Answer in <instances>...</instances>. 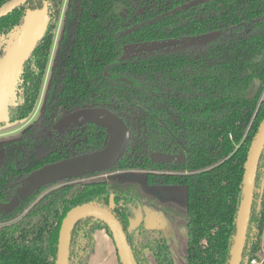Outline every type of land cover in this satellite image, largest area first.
Here are the masks:
<instances>
[{"label":"trees","instance_id":"1","mask_svg":"<svg viewBox=\"0 0 264 264\" xmlns=\"http://www.w3.org/2000/svg\"><path fill=\"white\" fill-rule=\"evenodd\" d=\"M64 1L29 0L0 19L1 59L25 12L47 7L48 27L23 67L10 122L28 120L38 105ZM60 29L38 122L19 140L0 144V202H8L30 172L106 145L108 132L96 123L56 131L68 113L109 110L124 120L130 143L105 172L43 186L11 213L0 212V223L10 221L0 227V264H54L62 220L87 203L116 215L137 264H174L162 228L143 222L136 241L126 230L133 216L129 206L144 210L153 205L150 196L167 198L175 188L185 197V264H227L244 165L264 119V0H67ZM158 44L163 46L150 50ZM253 79L261 87L250 100ZM179 151L182 164L150 161L152 152ZM130 171L141 172L127 181L118 175L93 178ZM263 173L264 149L241 264L264 261V190L258 211L256 206ZM97 230L112 240L99 219L75 225L69 264H89Z\"/></svg>","mask_w":264,"mask_h":264},{"label":"water","instance_id":"2","mask_svg":"<svg viewBox=\"0 0 264 264\" xmlns=\"http://www.w3.org/2000/svg\"><path fill=\"white\" fill-rule=\"evenodd\" d=\"M28 1L9 0L5 2L0 6V19ZM191 5L193 2L189 4V6ZM47 27L48 12L46 5L40 12L27 10L17 36L0 59V124L9 120V109L23 67L44 36ZM162 46V44L155 45L151 49H160ZM260 87V80L253 79L247 90L246 98L254 99ZM83 122H92L104 127L108 132L106 145L99 151L67 158L43 166L28 174L24 178L23 184L16 190L13 198L8 203H0L1 212L13 211L21 201L26 200L45 185L106 171L114 167L123 158L130 142V133L123 119L109 110L103 108L79 109L64 116L54 128L59 131L70 125ZM263 149L264 119L251 143L244 165L241 199L227 264H241L243 260ZM150 161L152 163L182 164L185 157L181 151L177 155L153 152L150 154ZM2 166L3 156L0 151V170ZM263 190L264 173L259 185V195L256 202L257 211L260 209ZM132 212L134 217L128 220V230L136 229L143 222L140 206L137 209H132ZM86 218L99 219L108 227L121 264H137L120 221L109 208L97 203L83 204L67 212L59 230L54 264H69L73 229L80 220Z\"/></svg>","mask_w":264,"mask_h":264},{"label":"rangeland","instance_id":"3","mask_svg":"<svg viewBox=\"0 0 264 264\" xmlns=\"http://www.w3.org/2000/svg\"><path fill=\"white\" fill-rule=\"evenodd\" d=\"M195 3H193L194 5ZM191 5V6H193ZM64 10H62L63 12ZM61 20V18H60ZM61 22L59 21L57 30L55 32L54 43L52 46V52L50 60L54 58L55 54V44L57 43L60 37V27ZM208 37V36H207ZM207 37H201L202 40ZM196 39H189V42H194ZM54 54V55H53ZM50 62V64H51ZM49 69V68H48ZM45 88V86H44ZM44 95V91H42V96L40 99L39 106L42 102V98ZM39 115V108L35 110L34 114L27 121L22 123H10L4 122L0 124V144L6 143L10 141H15L20 138L22 134V129L25 126L30 125L34 120H37ZM132 172H141V171H130V173H117L118 176L123 178L125 181L132 177ZM116 174H103L96 175L93 178H106L108 176H115ZM182 188H175L174 192H170L167 198H162V193L158 196V199L150 196L152 200V206L145 208L144 211V224L147 227H160L162 228L169 240V244L171 246L172 255L174 264H185V256H186V239H187V230H186V220L184 215V205H185V197L184 190Z\"/></svg>","mask_w":264,"mask_h":264},{"label":"crops","instance_id":"4","mask_svg":"<svg viewBox=\"0 0 264 264\" xmlns=\"http://www.w3.org/2000/svg\"><path fill=\"white\" fill-rule=\"evenodd\" d=\"M260 98L264 100V89ZM261 248L264 253V231L261 239ZM89 264H119L115 246L104 230L95 232V247ZM255 264H262V262L255 261Z\"/></svg>","mask_w":264,"mask_h":264},{"label":"flooded vegetation","instance_id":"5","mask_svg":"<svg viewBox=\"0 0 264 264\" xmlns=\"http://www.w3.org/2000/svg\"><path fill=\"white\" fill-rule=\"evenodd\" d=\"M66 3H67V0L64 1V4H63V8H62V10H65V8H66ZM63 13H64V11L62 12L61 19H62V17H63ZM60 22H61V20H60ZM60 24H61V23H60ZM59 32H60V31H59ZM57 42H58V41H57ZM53 43H54V42H53ZM158 45H160V44H158ZM162 45H163V44H162ZM154 46H155V45H154ZM154 46H152V47H154ZM152 47H151V48H152ZM54 48H55V51H53V53L55 54V52H56V48H57V43L55 44V47H54ZM151 48H150V50L153 51ZM51 52H52V51H51ZM54 54H53V55H54ZM50 57H52V56L50 55ZM54 59H55V56H54V58L52 59V62H51V60L49 59V63H48L47 69H46V73H45V78H44V82H43L42 90H41V93H40V98H39V101H38V105H37V107H36V109H35V110H37V109L39 108V115H38L37 120H34L31 124H33V123H35V122L37 123L38 120H39V118H40V115H41V108H42V103H43V99H44L45 94H46V89H47V85H48V82H49V79H50V74H51L52 65L54 64ZM50 62H51V64H50ZM48 68H49V69H48ZM44 86H45V88H44ZM42 91H44V95H43V98H42V102H41V104H40V106H39L40 99H41V96H42ZM88 108H90V107H88ZM82 109H83V108H82ZM75 111H76V110H75ZM34 112H35V111H34ZM33 114H34V113H33ZM68 114H70V113H68ZM68 114H66V115H68ZM66 115H65V116H66ZM115 115H116V114H115ZM63 117H64V116H63ZM63 117H62V118H63ZM118 117H119V116H118ZM30 118H31V117H30ZM30 118H29V119H30ZM62 118H61V119H62ZM29 119H28V120H29ZM61 119H60V120H61ZM60 120H59V121H60ZM26 121H27V120H26ZM59 121H58V122H59ZM123 121H124V120H123ZM8 122H9V124H10V123H13V122H10V120H8ZM58 122H57V123H58ZM20 123H22V122H20ZM57 123L54 125V127L57 125ZM124 123H125V122H124ZM31 124H30V125H31ZM78 124H79V123H78ZM30 125L25 126V127L22 129V131H21L22 134H23V131H24L27 127H29ZM127 128H128V127H127ZM54 129H55V128H54ZM63 129H64V128H63ZM55 130H56V129H55ZM61 130H62V129H61ZM128 130H129V129H128ZM56 131H58V130H56ZM59 131H60V130H59ZM129 133H130V132H129ZM22 134H21V136H22ZM21 136H20V138H21ZM20 138H19V139H20ZM19 139H18V140H19ZM129 143H130V142H129ZM1 144H2V143H1ZM0 151H1V150H0ZM126 151H127V150H126ZM1 152H2V151H1ZM179 152H180V151H179ZM179 152H178V153H179ZM181 152H182V151H181ZM152 153H153V152H152ZM158 153H159V152H158ZM182 153H183V152H182ZM125 154H126V153H125ZM150 154H151V153H150ZM170 155H171V154H170ZM175 155H177V154H175ZM2 156H3V154H2ZM124 156H125V155H124ZM124 156H123V157H124ZM70 158H71V157H70ZM34 171H35V170H34ZM103 172H105V171H103ZM30 173H32V172H30ZM30 173H29V174H30ZM117 173H121V172H116V173L113 172V173H109V174H116V175H118ZM126 173H130V172H126ZM132 173H137V172H132ZM124 174H125V173H124ZM27 175H28V174H27ZM27 175H26V176H27ZM90 175H91V174H90ZM104 175H105V174H104ZM116 175H115V176H116ZM26 176H25V177H26ZM86 176H88V175H86ZM25 177H24V178H25ZM82 177H85V176H82ZM24 178L21 180L20 185L18 186V188L23 184V180H24ZM79 178H80V177H79ZM75 179H77V178H75ZM70 180H73V179H70ZM70 180H68V181H70ZM65 181H67V180H65ZM60 183L63 184L64 181H60V182H56V183H52L53 185H52V184H49V185H52L49 189L59 187V186L61 185ZM45 186H46V185H45ZM18 188H17V189H18ZM17 189H16V190H17ZM15 192H16V191H15ZM14 195H15V194H14ZM32 195H33V194H32ZM32 195H31V196H32ZM31 196H30V197H31ZM30 197H29V198H30ZM12 198H13V197H12ZM12 198H11V199H12ZM11 199H10V200H11ZM27 199H28V198H27ZM27 199H26V200H27ZM10 200H9V201H10ZM9 201H8V202H9ZM24 201H25V200H24ZM8 202H0V203H8ZM21 202H23V201H21ZM21 202H20V203H21ZM20 203H19V204H20ZM18 206H19V205H18ZM139 206H140V205H138L136 208H135V207H131V206H129V208H130V210H131V212H132V209H137ZM140 207H141V206H140ZM141 208H142V207H141ZM15 209H16V208H15ZM15 209H14V210H15ZM14 210H13V211H14ZM0 212H1V211H0ZM11 212H12V211H11ZM11 212H9V213H11ZM2 213H4V212H2ZM142 213H143V210H142ZM5 214H8V213H5ZM132 215H133V216H132L131 218L134 217L133 212H132ZM129 219H130V218H129ZM129 219H128V220H129ZM9 222H10V221H9ZM9 222L0 223V227L3 226V225H5V224H8ZM143 222H144V213H143ZM143 222H142V223H143ZM140 226H141V225H140ZM140 226H139V227H140ZM137 228H138V227H137ZM137 228H136V229H133V230H128V226H127V230H126L127 233H132V234H133L134 241H136V239H137V234H136V230H137Z\"/></svg>","mask_w":264,"mask_h":264},{"label":"built area","instance_id":"6","mask_svg":"<svg viewBox=\"0 0 264 264\" xmlns=\"http://www.w3.org/2000/svg\"><path fill=\"white\" fill-rule=\"evenodd\" d=\"M250 264H255V261H254V260H252V261L250 262Z\"/></svg>","mask_w":264,"mask_h":264}]
</instances>
